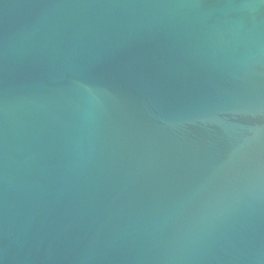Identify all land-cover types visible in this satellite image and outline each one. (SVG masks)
I'll use <instances>...</instances> for the list:
<instances>
[{
    "label": "water",
    "instance_id": "water-1",
    "mask_svg": "<svg viewBox=\"0 0 264 264\" xmlns=\"http://www.w3.org/2000/svg\"><path fill=\"white\" fill-rule=\"evenodd\" d=\"M0 264H264V0H0Z\"/></svg>",
    "mask_w": 264,
    "mask_h": 264
}]
</instances>
